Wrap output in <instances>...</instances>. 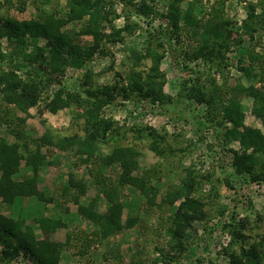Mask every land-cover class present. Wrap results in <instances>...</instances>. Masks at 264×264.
<instances>
[{"label":"rangeland","instance_id":"374dc122","mask_svg":"<svg viewBox=\"0 0 264 264\" xmlns=\"http://www.w3.org/2000/svg\"><path fill=\"white\" fill-rule=\"evenodd\" d=\"M108 1L109 4L102 11L112 20L110 26L107 27L106 24L104 31L107 40L113 32L123 30L127 23L133 25V28L131 32L122 33V41L110 44L104 39L100 50L81 70L67 68L60 76L52 73L51 69H40L37 64H32L23 57L24 51L21 55L5 39L2 41L4 57L0 59V77L13 73L21 82L36 81L40 99L38 106L25 114L13 105H7L0 96V140L10 144L18 143L21 147L27 143L30 145L29 150L34 151L36 143L47 134L53 141L61 137L84 138L86 112L83 108H79L76 103H70L54 114L46 109L47 104L59 90L75 95L76 101L81 104L93 102L94 98L88 95L84 86L87 77L91 78L96 87L114 86L117 83L127 87V79L134 70L147 73L152 65L150 59H145L135 67L131 57L134 50L145 52L151 40L150 36H155L153 47L163 54V92L173 98L172 103H153L137 96L129 99L116 97L100 111V118L112 123V131L107 135V140L97 144V153L88 163H82L73 150L60 151L51 147L49 152V148H42L43 154L49 152L47 160L51 161L49 166H53L52 174L56 176V181L51 183L46 176L43 175L41 179L38 176V186L46 198H52L51 203H39L33 199L34 202L31 201L28 205L29 208L19 212L20 204L12 208L13 204L7 206L0 202V215L25 221L33 228L39 240L42 239V233L34 223L35 218L46 216L61 219L65 227L58 229L53 234V239L65 243L67 234L70 233L73 239L63 250L59 264H164L160 261L158 252L167 249L170 241L168 229L172 226L174 213L176 214L184 200L177 191L192 171L197 179V192L194 195L204 203L205 217L201 221L193 222L191 228L185 232L186 251L181 257L172 259L169 264H231V256L239 254L243 246L235 237L239 229L247 238L244 243L246 247L261 241L264 235V180L253 181L255 175L261 174L264 165L262 160H258L252 172H238L233 164L235 152L238 155L243 154L239 142L226 146L222 144L225 128H230L231 124L226 122L224 127H218L209 118L208 107L179 94L186 78L192 81L199 77L203 80L209 74L215 76L219 86L226 83V86L233 88L239 82L244 86L249 85L238 72L237 61L242 53L232 47L227 54L229 66L216 72L211 69L210 63L201 58L189 60L180 55L181 49L178 45L170 48L166 23L162 16L167 15L171 0H135L134 6L126 5L121 0ZM215 1L186 0L196 2L198 14L200 11H208ZM141 3L152 6L158 15H141L138 10ZM261 4L264 5V0H226L224 18L238 32L247 16L248 6H256V11L260 13ZM184 8L185 6L182 7ZM0 16L28 21H42L47 17H54L58 22L68 20L69 11L67 0H0ZM87 21L88 17L82 21H68L61 28L71 36L81 32V36L78 35L79 40L89 47L93 44V35H82ZM37 42L43 47L46 40L39 38ZM247 45L245 41L243 48L246 49ZM25 52L30 54L31 50ZM51 76L60 78V84H50L48 79ZM239 100L244 108L245 124L264 136V124L251 113L252 99L240 96ZM23 120L26 122L23 123ZM136 128L148 131L153 129L165 136V140L158 144L160 154L151 148L152 138L135 139ZM16 132H19L18 136ZM119 146H135L139 151L138 168L133 173L137 176L147 174L152 179V186L158 190L155 207L147 209L146 199L136 188L117 185L121 171L119 165L105 167L98 161ZM252 151L249 150L247 154H252ZM21 153L24 157L28 156L24 148H21ZM254 157L258 159L260 155L256 154ZM25 169L28 167L23 161L21 170L19 169L14 178L19 181L29 178L31 175L24 174ZM97 170L111 180L112 186L118 187L115 201H121L124 206L122 223L125 224L127 219L134 217L138 218V222L130 229L87 247L83 244L84 237L90 236L99 227L78 214V205L73 201V197L78 195L76 191L72 190L69 196H63V192L67 188L70 175L76 176L77 181L82 179L87 189L79 202L81 206H87L97 194L93 178V173ZM171 191L175 192L176 198L173 206L162 203L166 194ZM26 206L27 204L21 205L22 208ZM109 206L110 203L103 197L98 199L97 210L100 214H106ZM10 212H15V215ZM243 223L245 229H241ZM260 250L263 251V247ZM156 259L159 262L156 263ZM0 264L32 262L23 256L13 260L3 259L0 246Z\"/></svg>","mask_w":264,"mask_h":264},{"label":"trees","instance_id":"16d2710c","mask_svg":"<svg viewBox=\"0 0 264 264\" xmlns=\"http://www.w3.org/2000/svg\"><path fill=\"white\" fill-rule=\"evenodd\" d=\"M126 5L134 6L135 0H121ZM226 0H216L208 11L196 10V2H186V0H171L166 16H162L166 23L169 36V45L172 48L178 45L180 55L189 60L199 58L210 63L211 69L221 72L229 66L227 54L232 47H236L242 55L238 58V72L241 78H245L249 85L244 86L241 82L230 88L224 84L219 86L212 74L203 80L197 77L195 80L186 78L182 82L180 94L188 100H194L200 105L208 107V116L212 123L222 128L226 122L231 124L230 128H225L222 144L229 145L239 142L243 154L235 152L234 167L241 172L248 170L252 172L258 160H262L264 165V136L257 130L245 124V112L239 97L245 96L252 99L251 113L259 118L264 124V5L261 4V11H256L257 7L249 5L247 16L239 28L241 32L231 28V22L224 18V8ZM109 4L108 0H67L69 11L68 20L56 22L55 18L47 17L40 20H15L11 17L0 16V59L4 57L2 41L5 39L11 47L18 50L21 55L32 64H37L41 69H51L52 73L62 76L66 69L72 68L81 70L87 62H90L95 54L100 50L101 43L107 37L104 33L107 27L112 24L111 18L102 13L104 7ZM182 9V7H184ZM139 13L146 17L158 15L152 6L141 3ZM88 17V23L82 35H93V44L86 47L79 40L81 32L74 36L62 31L68 21H82ZM60 22V23H59ZM133 25L127 23L123 30L113 32L108 36V42L113 44L122 41L123 32H131ZM155 37V36H154ZM154 37L151 39L145 52H132L135 67L141 61L150 59L152 65L147 73L134 70L127 79V87L119 83L114 86L96 87L91 78H86L84 86L93 102L81 104L77 102L75 95L59 90L54 94L53 99L46 106V109L56 114L63 110L70 103H76L79 108L86 112L85 137L79 136L61 137L55 139L47 134L41 138L34 146V151H30L29 144L24 143L21 147L18 143L10 144L3 139L0 140V198L2 202L11 206L19 197H35L39 202L51 203L52 198H46L38 186V176L42 168L49 166L47 160L50 148L60 151L73 150L75 156L79 157L82 163H88L97 153V144L107 140V135L112 131V123L100 118L101 109L112 103L116 97L129 99L137 96L141 99L151 100L153 103H172L173 98L164 94L165 75L161 72V61L163 54L153 47ZM43 38L46 43L41 47L37 40ZM174 44H171L173 39ZM245 38H247L245 40ZM247 41V48H243ZM156 47V46H155ZM26 51L31 50L30 54ZM19 54V55H20ZM183 57V58H184ZM189 70L187 68H184ZM191 71V70H190ZM212 71V70H211ZM189 72V71H188ZM189 74V73H188ZM197 74V73H196ZM50 84L54 82L60 84V78L51 76L48 79ZM36 81L21 82L17 80L13 73H7L0 77V96L7 105H13L20 112L27 114L28 111L38 106L40 93ZM88 109V110H87ZM23 123L26 121L23 120ZM135 139L143 137L153 139L151 148L158 154L160 149L158 144L165 140V136L157 131L143 128H136ZM14 133V132H13ZM17 136L19 132H16ZM48 149L47 153H42V148ZM21 148L28 155L24 157ZM253 150L252 154H247ZM259 154L256 159L254 155ZM140 156L135 146L114 147L105 157L98 159L103 166L119 165L120 174L117 178L119 187L130 186L139 190L146 199V208L156 206V196L158 190L151 184V178L134 175L138 168L137 159ZM84 157L86 159H84ZM25 162L26 167L31 169L32 175L22 181L14 177L19 173L21 163ZM93 178L97 186V194L87 206L80 205V197L86 194V183L78 179L73 174L69 176L67 188L63 196H69L74 190L78 195L73 197V201L78 205V214L88 222L98 226L99 229L90 236L84 237L83 244L87 247L93 246L97 242L105 241L125 229L134 227L138 218H129L123 224L122 212L123 203L115 201V192L118 187L112 186L110 179L105 178L101 171L93 173ZM195 175L190 171L185 183L177 191L184 200L174 213L172 226L168 229L170 241L166 250H159L160 261L169 264L172 259L181 257L186 251L184 245L185 232L191 228L192 223L201 221L204 217V203L194 195L197 190ZM264 180V167L261 174L255 175L253 181ZM103 197L110 203L106 214H100L97 210V201ZM178 200V199H177ZM176 202L175 192H168L162 203L173 206ZM35 224L40 228L42 239H37L34 230L20 219H12L0 215V246L3 259L13 260L21 256L28 257L32 264H59L63 250L68 246L73 235L67 234L65 243L57 242L53 239V234L65 224L61 219L51 217H37ZM244 223L241 229H245ZM235 236L243 246L239 254L231 256V264H262L264 261V235L261 241L254 242L251 247H246V237L241 230ZM78 240L79 238L76 237ZM263 247V251L260 249ZM159 262L156 259V263ZM138 264V263H131Z\"/></svg>","mask_w":264,"mask_h":264},{"label":"crops","instance_id":"0c3cea01","mask_svg":"<svg viewBox=\"0 0 264 264\" xmlns=\"http://www.w3.org/2000/svg\"><path fill=\"white\" fill-rule=\"evenodd\" d=\"M51 162V161H50ZM45 168V170H41L40 171V173H39V179H41V177L44 175V176H46L47 177V179L51 182V183H53L54 181H56L55 180V175L54 174H52V170H54L53 169V166H48V167H44ZM29 169V170H28ZM28 169H25V171H24V174H27L28 176L29 175H32V172H31V170H30V168H28ZM20 170H21V167H20ZM45 173V174H44ZM0 176H1V173H0ZM65 184V183H64ZM51 186V185H50ZM17 199H19V200H17ZM15 201H14V203H13V205L11 206L12 208H14V207H17L19 204H20V208H19V212H22V211H24L25 209H27V208H29L28 207V205H30V203H31V201H33L34 202V200L33 199H36L35 197H19V198H17ZM37 200V199H36ZM0 202L2 203V201H1V198H0ZM39 202V201H38ZM39 203H43V202H39ZM3 204V203H2ZM24 204H27V206L25 207V208H22L21 207V205H24ZM49 206V205H48ZM7 208V207H6ZM9 209V208H8ZM23 209V210H22ZM10 213H13L14 215H15V212H10Z\"/></svg>","mask_w":264,"mask_h":264}]
</instances>
